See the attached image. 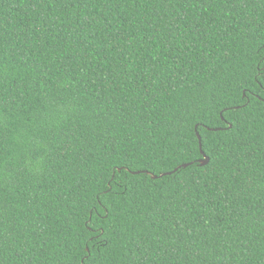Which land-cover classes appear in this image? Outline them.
Returning <instances> with one entry per match:
<instances>
[{"label": "trees", "instance_id": "1", "mask_svg": "<svg viewBox=\"0 0 264 264\" xmlns=\"http://www.w3.org/2000/svg\"><path fill=\"white\" fill-rule=\"evenodd\" d=\"M261 71L264 0H0V264H264Z\"/></svg>", "mask_w": 264, "mask_h": 264}, {"label": "water", "instance_id": "2", "mask_svg": "<svg viewBox=\"0 0 264 264\" xmlns=\"http://www.w3.org/2000/svg\"><path fill=\"white\" fill-rule=\"evenodd\" d=\"M230 127H232V126L230 125ZM198 138H199V141H200V148L202 150V143H201L202 139H201V136L199 134H198ZM202 154H203V159L199 161V164L204 167V166H207L209 164L210 158L203 151H202ZM192 164L193 163L182 165L178 169H176L174 172H168V173L162 174V175H160V177L162 178V177H165V176L172 175L173 173L177 172L181 168H188ZM135 173L139 174L141 172H135ZM150 175L152 176L153 179H157L158 178V176H155V175H152V174H150Z\"/></svg>", "mask_w": 264, "mask_h": 264}, {"label": "snow or ice", "instance_id": "3", "mask_svg": "<svg viewBox=\"0 0 264 264\" xmlns=\"http://www.w3.org/2000/svg\"><path fill=\"white\" fill-rule=\"evenodd\" d=\"M259 76H260V77H264V71H261V72L259 73Z\"/></svg>", "mask_w": 264, "mask_h": 264}]
</instances>
